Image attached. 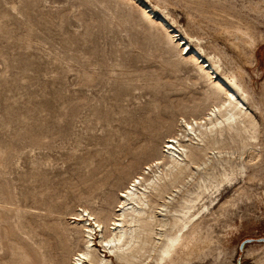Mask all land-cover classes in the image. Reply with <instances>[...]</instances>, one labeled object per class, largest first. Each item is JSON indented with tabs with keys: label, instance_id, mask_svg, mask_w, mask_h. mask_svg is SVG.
<instances>
[{
	"label": "rangeland",
	"instance_id": "374dc122",
	"mask_svg": "<svg viewBox=\"0 0 264 264\" xmlns=\"http://www.w3.org/2000/svg\"><path fill=\"white\" fill-rule=\"evenodd\" d=\"M114 1L0 0V219L8 220H0L1 231L3 227L14 234L7 228L11 227L23 239L29 230L51 221L48 233L53 237L41 232L38 240L52 242L73 224L74 214L84 205L95 210L107 205L109 218L116 195L153 160V146L162 147L167 134L176 131L172 126L179 129L181 114L209 105L201 95L204 84L195 82L192 72L166 67L173 54L167 55L169 51L149 38L148 28L133 30L131 22H124L136 8L124 4L119 10L123 4ZM231 1L226 3L235 13L255 17L247 6L259 0H233L235 5ZM164 6L181 30L193 37L202 33L189 24L183 5ZM257 17L264 32V18ZM213 39L205 41L228 48L223 39ZM257 57L251 69L256 89L264 78V42ZM262 129L264 146V125ZM261 159L221 189L215 215L203 213V227L213 232L214 245L207 259L194 264H229L236 248V264L263 262ZM225 201L227 206L219 208ZM1 231V239L11 236ZM17 234L11 237L16 242L21 241ZM98 238L97 233L96 242ZM10 240L0 241L2 262L11 255L8 244L15 241Z\"/></svg>",
	"mask_w": 264,
	"mask_h": 264
},
{
	"label": "bare ground",
	"instance_id": "6f19581e",
	"mask_svg": "<svg viewBox=\"0 0 264 264\" xmlns=\"http://www.w3.org/2000/svg\"><path fill=\"white\" fill-rule=\"evenodd\" d=\"M119 1L123 6L118 8L115 5V9L120 10L129 5L136 8L134 10L138 11L137 16L139 14L136 19L133 16L136 13L131 12L133 14L130 15L127 12L124 22H131L133 30L148 28L149 38L169 51L167 55L173 54V59H168L167 68H186L194 74L195 82L197 80L204 84L201 90L202 100L203 103L208 101L209 107L205 105L208 108H200L201 112L197 110L199 106L191 110L184 108L186 111L181 114L180 121L172 120L179 123V129L177 125L172 126H176V131L168 132L162 147L153 146L155 156H152L150 150L153 160L146 163L147 167L143 168V172L133 175L129 184L116 195L117 205L114 203L115 209L111 217L108 218L110 211L107 213V205H100L97 210L84 205L82 211L74 214L77 219L73 224H68L66 230L63 228L62 236L57 241L52 238V242L38 240L41 232L50 235L48 232L53 225L51 221V225L47 222L29 230L28 236L23 239H20L22 236L15 233L13 228L7 227L14 232H10L11 236L8 238L17 234L18 240H21H17L18 242L15 241L16 237L8 239L6 235L9 233L2 227L3 231H0L6 232L7 239L2 240L3 236L0 239L7 242L14 240L15 243L13 241L14 244H8L11 245L12 256L9 255V259L0 261V264L202 262L212 254L210 251L214 245L213 232L203 227V213L214 214L212 210L220 203H216V199L221 189L232 185L238 176L256 166V162L264 157V146L260 143L264 125V78L256 89L251 74V69L258 62L259 46L264 42V32L258 26L257 17L264 18V0H254L256 2L251 1L249 4L245 1L249 13H253L255 17L237 14L238 11L235 13L227 5V0ZM107 2L108 0H104V3ZM114 2L119 5L117 0ZM164 4L183 5L187 10L189 24L206 36L200 33L193 37L187 29L181 30L176 16L175 19L174 14L165 11ZM243 13L245 12L242 11L241 14ZM201 23H205L209 29H205ZM207 37L223 39L228 48L205 41ZM195 101H199V97ZM200 103L201 101L195 105ZM185 104L184 107L189 106ZM181 109L183 112V108ZM168 123L176 124L171 120ZM170 125H165V129L171 128ZM107 202L112 203L109 200ZM114 204L110 206L113 207ZM226 206L227 202L219 208ZM112 207L109 208L112 210ZM0 218L3 219L2 216ZM0 244L2 248L3 243ZM6 245L7 243L4 246ZM43 249H47V253H42ZM237 254L238 248L234 249L230 260L228 259L229 264H236Z\"/></svg>",
	"mask_w": 264,
	"mask_h": 264
}]
</instances>
